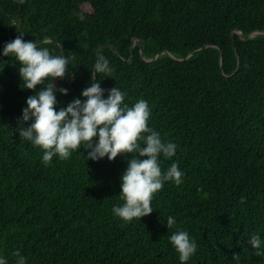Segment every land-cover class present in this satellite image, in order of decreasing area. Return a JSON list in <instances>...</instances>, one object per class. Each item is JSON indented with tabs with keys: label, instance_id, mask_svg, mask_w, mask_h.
Instances as JSON below:
<instances>
[{
	"label": "trees",
	"instance_id": "obj_1",
	"mask_svg": "<svg viewBox=\"0 0 264 264\" xmlns=\"http://www.w3.org/2000/svg\"><path fill=\"white\" fill-rule=\"evenodd\" d=\"M18 30L73 58L54 81L69 90L57 94L60 107L84 99L101 49L114 70L96 75L101 87H119L129 106L148 102V126L178 146L161 169L175 161L184 175L154 194L141 221L116 218L132 154L94 162L81 149L44 166L18 132L34 92L21 88L19 63L0 56V256L9 264L16 252L27 264H180L168 241L180 229L198 246L187 264H235L234 255L264 264L249 244L251 235L264 239V35L245 40L264 32V0H0V49Z\"/></svg>",
	"mask_w": 264,
	"mask_h": 264
},
{
	"label": "clouds",
	"instance_id": "obj_2",
	"mask_svg": "<svg viewBox=\"0 0 264 264\" xmlns=\"http://www.w3.org/2000/svg\"><path fill=\"white\" fill-rule=\"evenodd\" d=\"M25 0H18L23 4ZM15 26V22L12 24ZM0 49V56L11 57L19 63L21 88L32 90L22 109L21 140H27L42 151L41 162L48 166L54 157L66 160L74 151L84 149L87 160L98 162L104 158L114 161L119 155L131 153L127 168L120 176L119 198L122 205L112 208L113 215L125 223L152 213L151 202L155 193L166 182L179 186L184 173L173 161L166 169H161V157L171 160L177 151V144L164 142L158 131L148 126L151 110L144 99L133 105L125 103L126 92L119 87L105 90L96 75L112 77L113 68L101 49H95V62L90 69L92 80L81 92L84 98H74L66 106L60 107L57 94L67 96V88H57L54 81L63 80L71 65L72 57L53 55L50 50L35 41H26L25 32ZM46 44L47 41H44ZM41 86L37 88V86ZM107 91V98L105 92ZM31 122L23 127L24 122ZM243 202V198L241 200ZM176 224L169 216L166 226L171 229ZM170 245L178 254L180 264L196 253L197 244L185 230L177 229L168 237ZM249 244L257 257H264V239L251 235ZM14 264H27V258L20 252L14 253ZM233 261L239 264V255ZM0 264L9 261L0 256Z\"/></svg>",
	"mask_w": 264,
	"mask_h": 264
},
{
	"label": "water",
	"instance_id": "obj_3",
	"mask_svg": "<svg viewBox=\"0 0 264 264\" xmlns=\"http://www.w3.org/2000/svg\"><path fill=\"white\" fill-rule=\"evenodd\" d=\"M259 35H264V32H257V33H254V34L250 35L249 37H247L245 40L255 38L256 36H259ZM200 51H201V50L194 52V53L191 54L187 59H185V60H183V61L188 60L190 57H192V56L198 54ZM164 54H168V53H163V54H161V55H164ZM237 54H238V53H237ZM132 55H134V49H133ZM142 55H143V54H142ZM159 56H160V55H159ZM159 56H157L153 61L157 60V58H158ZM143 57H144V56H143ZM180 61H181V60H180ZM222 65H223V58H222Z\"/></svg>",
	"mask_w": 264,
	"mask_h": 264
}]
</instances>
